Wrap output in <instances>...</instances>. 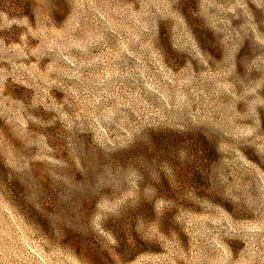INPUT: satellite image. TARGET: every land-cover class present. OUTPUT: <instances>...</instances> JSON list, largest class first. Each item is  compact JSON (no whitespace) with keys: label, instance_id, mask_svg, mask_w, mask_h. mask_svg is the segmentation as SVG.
I'll return each mask as SVG.
<instances>
[{"label":"rangeland","instance_id":"374dc122","mask_svg":"<svg viewBox=\"0 0 264 264\" xmlns=\"http://www.w3.org/2000/svg\"><path fill=\"white\" fill-rule=\"evenodd\" d=\"M0 264H264V0H0Z\"/></svg>","mask_w":264,"mask_h":264}]
</instances>
